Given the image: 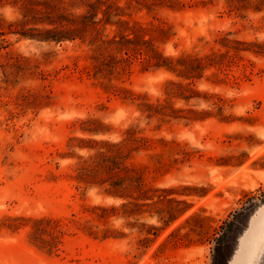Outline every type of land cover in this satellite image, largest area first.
Returning <instances> with one entry per match:
<instances>
[{"label":"rangeland","instance_id":"374dc122","mask_svg":"<svg viewBox=\"0 0 264 264\" xmlns=\"http://www.w3.org/2000/svg\"><path fill=\"white\" fill-rule=\"evenodd\" d=\"M61 1L66 12L87 10ZM110 1L133 4L124 17L142 23L146 38L168 28L155 40L164 56L203 66L191 80L181 65L134 60L103 77L90 34L20 33L52 27L21 21L24 6L53 0H0V264H216L221 256L264 264V0ZM102 26L109 37L116 31ZM170 81H192L199 95L170 96ZM121 88L178 110L161 116ZM128 129L142 138L132 147ZM103 140L142 173L141 192L108 195L107 183L75 178L81 157L105 149ZM44 215L65 224L51 253L29 242L24 219ZM8 217L21 225L9 227Z\"/></svg>","mask_w":264,"mask_h":264},{"label":"trees","instance_id":"16d2710c","mask_svg":"<svg viewBox=\"0 0 264 264\" xmlns=\"http://www.w3.org/2000/svg\"><path fill=\"white\" fill-rule=\"evenodd\" d=\"M72 4L77 2L84 3L87 10L82 13H69L65 11L63 6L64 1L53 0L51 6L44 9L37 8L34 2L24 6L25 20L22 23L35 20L46 21L53 25L52 27L42 28L39 32H20L24 36L38 38L42 40L60 41L64 39H72L75 36L90 34L89 43L93 50V70L95 74L110 76L115 70L116 64H122V70L129 68L134 60L140 61L146 67L151 65L166 66L169 69L176 70L177 65H181L180 75L193 79L197 77L196 71L202 68L201 59L194 57H181L179 61L173 58L164 56L158 49L155 40L164 39L168 35V28L158 26L159 35L153 37H145L146 27L137 20H132L125 15L130 16L129 7L120 6L118 3L110 0H71ZM137 1V0H134ZM104 6V7H103ZM103 7V8H102ZM102 15L98 17L99 12ZM105 23L116 25V31L112 36L105 35L103 29ZM60 24L61 26H58ZM38 31V29H36ZM192 81L187 84L182 82L170 81L167 86L168 95L172 96L179 89L186 91L185 98L198 96L199 92L191 86ZM118 90L119 89H115ZM124 93V98L132 101L143 100L142 95H136L128 89L121 88ZM145 105L147 109L159 113L161 116L171 115V111H177L170 105V99L165 102L149 103L145 100L139 102ZM126 143L132 147L134 143L142 140L141 137L135 134L131 129L126 131ZM106 148L97 151L94 155L88 158L80 159L76 164L75 178L80 181H85L90 185L99 184L104 186V191L108 195H118L121 197H131L135 189L141 192L143 188L142 173H137L136 168H128L123 164V153L117 143H110L107 140L101 141ZM92 148L93 146H88ZM124 173L121 174V171ZM19 218H10L12 222L9 227H18L21 222L17 223ZM31 223V230L28 232L29 242L39 249L46 250L51 253L58 249L60 242V234L65 225L61 220L50 216L27 217ZM23 224V223H22ZM221 237L219 236L218 239ZM218 251V247L216 249ZM217 260V261H216ZM216 264H226L227 260L221 258L215 259Z\"/></svg>","mask_w":264,"mask_h":264}]
</instances>
